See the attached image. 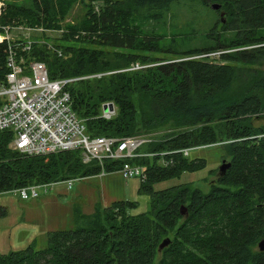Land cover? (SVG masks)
Wrapping results in <instances>:
<instances>
[{"label":"trees","instance_id":"16d2710c","mask_svg":"<svg viewBox=\"0 0 264 264\" xmlns=\"http://www.w3.org/2000/svg\"><path fill=\"white\" fill-rule=\"evenodd\" d=\"M78 1L88 13L59 35L60 42H71L57 47L62 56L37 44L28 57L43 62L51 80L88 77L66 90L90 137L120 139L173 125L162 141L139 149L154 157L104 163L109 173L125 164L144 167L139 192L149 197V211L131 215L136 203L119 201L97 206L90 215L75 212L74 228L48 233L46 248L0 254V264H264L258 250L264 240V126L253 124L264 116V69L254 68L264 66V0H30L26 7L8 4L0 25L60 30ZM179 1L219 4L228 17L223 33L232 37L174 53L179 60L173 62L105 52L157 53L156 40L143 37L135 22L162 18ZM6 59L3 43L0 84L8 73ZM135 63L146 68L123 71ZM105 103L114 108L110 119L102 117ZM12 139L10 132H0V195L101 172L96 162L83 164L79 150L27 156L9 147ZM206 146H220L229 164L206 193L188 184L154 190L156 183L203 169L204 160L189 157ZM184 149L193 150L187 156L177 152ZM5 214L0 206V217ZM165 239L169 245L160 251Z\"/></svg>","mask_w":264,"mask_h":264},{"label":"rangeland","instance_id":"374dc122","mask_svg":"<svg viewBox=\"0 0 264 264\" xmlns=\"http://www.w3.org/2000/svg\"><path fill=\"white\" fill-rule=\"evenodd\" d=\"M30 0H0L5 9L8 4L29 6ZM96 3V2H95ZM94 3V4H95ZM91 4V3H90ZM87 8H83L78 1L72 11L65 17L59 25L67 33V25H76V19L86 17ZM222 14V16H221ZM228 17L222 8L213 10L204 7L197 1H179L171 5L168 13L164 17L141 19L135 22V26L140 34L146 38L156 40L159 51L157 53H147L136 50L106 49L105 52L118 55H142L150 56L164 62L178 61L179 57L174 53H183L194 49H201L207 45L213 47L217 40L224 41L231 38L232 34L223 33L222 26L227 23ZM31 27L24 24L15 27ZM34 27V26H32ZM18 28L12 31V36L21 40L17 35ZM81 33V32H80ZM264 33V31L262 32ZM62 34V35H63ZM86 34V33H85ZM90 34L84 36L89 38ZM36 40L43 41L46 50L56 54L53 49L58 46L67 47L71 42H60L57 34H44L39 37L33 33ZM81 34L78 37L80 38ZM225 36V37H224ZM218 37V38H217ZM74 38V37H73ZM75 40L77 38H74ZM93 39V38H91ZM16 41V40H15ZM227 43V41H224ZM37 45V44H36ZM37 45V46H38ZM83 47L88 49H100L98 46L86 44ZM17 55H21L19 49H15ZM23 57V55H21ZM30 61L29 55H26ZM117 56V55H116ZM19 57V56H18ZM211 58L217 59V54H211ZM123 59L119 58L118 63L122 64ZM117 63L116 58L110 61ZM43 63V62H42ZM152 66V65H151ZM264 69V66L254 67ZM253 124L256 127L264 126V116L255 118ZM173 128L170 123L158 127L151 131H143L141 135L151 139V143L162 141L166 134ZM11 148V143L9 145ZM223 154L220 146H206L198 148L190 153V160H204L205 167L193 173H184L178 178L168 179L154 185L155 191L164 190L178 185H187L192 189H199L206 193L212 181H215L216 174L223 161ZM225 162L228 159L224 160ZM107 172V171H106ZM104 178L88 177L76 180L71 190H66L64 185L56 186L48 195L36 200L22 201L18 196L9 192L0 195V206L5 209L6 214L0 217V254L6 255L10 252L24 250L28 246L35 250H42L47 247V235L50 232L71 230L75 226V212L90 215L95 207H109L113 202L128 201L136 203L137 207L130 213L139 215L149 211V197L139 192L140 179L134 178L128 181L122 179L121 175L114 172L107 173ZM14 190V189H13Z\"/></svg>","mask_w":264,"mask_h":264},{"label":"built area","instance_id":"2783aa9c","mask_svg":"<svg viewBox=\"0 0 264 264\" xmlns=\"http://www.w3.org/2000/svg\"><path fill=\"white\" fill-rule=\"evenodd\" d=\"M95 9L98 10L97 7ZM3 11V4L0 3V17ZM16 28L19 31L17 36L21 40L12 36V31ZM63 32V29L53 30L41 26L0 25V44L5 43L7 46L6 67L8 69L5 83L0 84V132L12 134L11 148L27 156H47L79 150L83 164L96 162L101 167L99 177L108 173L104 170V163L107 161L154 157L156 155L154 153L139 152L141 147L152 141L145 135L117 139L90 137L86 133L83 121L72 110L71 97L66 87L88 77L51 80L44 63L36 60L27 61L21 56L29 55L34 45L43 44V41L36 40L33 33H37L39 37L46 33H55L59 37ZM74 37L77 38V35L75 34ZM16 48L21 51V55H17ZM53 50L57 56H62L61 50ZM205 56H197L193 59ZM144 68L146 66L135 63L123 71H136ZM107 105L108 103L102 105L104 119H110L114 115V110L112 112L103 111V107ZM191 150L193 149L177 152L187 156ZM159 155L163 156L164 153ZM160 162L164 163L163 160ZM115 172L120 174L125 181L134 178L143 181L146 178L144 167L139 165L125 164ZM76 180H81V178L29 185L14 189L11 193L22 201L36 200L48 195L59 185H64L66 190H71Z\"/></svg>","mask_w":264,"mask_h":264},{"label":"water","instance_id":"95a60500","mask_svg":"<svg viewBox=\"0 0 264 264\" xmlns=\"http://www.w3.org/2000/svg\"><path fill=\"white\" fill-rule=\"evenodd\" d=\"M211 9L213 10H218L220 8L219 4H212L210 6ZM222 16V14H221ZM114 110L113 105L111 103H108L107 107H103V111H110L112 112ZM229 167V164L226 163L225 161H222V164L219 168V172L222 174L225 172V170ZM170 240L169 239H165L161 242L160 246H159V250L161 251L162 249H164L165 247H167L169 245ZM258 250L261 252H264V240H261L258 243Z\"/></svg>","mask_w":264,"mask_h":264},{"label":"crops","instance_id":"0c3cea01","mask_svg":"<svg viewBox=\"0 0 264 264\" xmlns=\"http://www.w3.org/2000/svg\"><path fill=\"white\" fill-rule=\"evenodd\" d=\"M104 177H106V176H103V177H99V176H98V178H104Z\"/></svg>","mask_w":264,"mask_h":264}]
</instances>
